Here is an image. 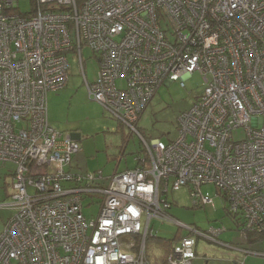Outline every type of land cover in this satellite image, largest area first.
Listing matches in <instances>:
<instances>
[{
    "label": "built area",
    "instance_id": "2783aa9c",
    "mask_svg": "<svg viewBox=\"0 0 264 264\" xmlns=\"http://www.w3.org/2000/svg\"><path fill=\"white\" fill-rule=\"evenodd\" d=\"M29 1L23 12L20 0H0V163L14 165V191L0 207L15 211L0 232V264H149L156 219L217 239L220 228L170 213L167 194L182 186L195 205L214 204L206 183L242 237L264 247V0ZM85 45L98 56L93 82ZM68 51L89 96L140 136L135 167L108 177L72 170L80 143L48 113L49 93L68 85ZM196 71L205 89L178 117V137L144 135L138 122L159 87ZM84 197L100 203L97 216L86 217ZM196 244L183 236L166 264H192Z\"/></svg>",
    "mask_w": 264,
    "mask_h": 264
},
{
    "label": "rangeland",
    "instance_id": "374dc122",
    "mask_svg": "<svg viewBox=\"0 0 264 264\" xmlns=\"http://www.w3.org/2000/svg\"><path fill=\"white\" fill-rule=\"evenodd\" d=\"M83 0H79L80 4ZM20 8L23 12L31 10L29 0H20ZM67 56L70 63L68 85L58 91H52L55 95V102L48 98V113L54 121L59 116V121L52 124L62 129H68L73 133H80L81 150L79 155L84 162L83 168L90 172L101 171L105 177L115 172L116 165L120 159L121 152L124 154L118 164L119 171L127 167L133 168L137 163V156L144 155V143L137 133H132L130 128L124 127L97 101L89 96L88 88L83 79L79 56L75 52L68 51ZM82 59L87 79L93 82L96 79L99 67L98 56L88 46H83ZM182 80L163 84L142 113L138 127L140 131L151 138H160L165 142L175 140L179 135L178 117L189 109L197 96L205 89V82L199 71L194 72ZM50 95V94H49ZM66 123V124H65ZM61 125V126H60ZM67 125V126H66ZM61 129V130H62ZM64 131V130H63ZM234 136L242 138V129L235 130ZM85 161H87L85 163ZM77 163V162H76ZM14 169L12 163L2 165L0 163V204L10 201V194L14 191L13 176L10 172ZM205 196L213 198L214 204L205 203L195 205V197L192 196L188 186L178 189H170L167 194L172 202L170 213L186 225L202 231H208L211 227L227 228L228 233L238 236L244 241L246 248L263 249L260 241L250 244L241 235L240 227L236 224L226 211L224 198L217 194V188L212 183L202 186ZM91 197H84L83 210L87 218L95 217L100 209V203L90 204ZM12 208L0 207V232L3 231L6 221L14 215ZM151 234L155 236L147 239V250L151 260L162 253L159 238H179L191 234L198 238L197 258L210 256L218 248H223L217 242L209 241L203 236H198L187 227H181L174 221L153 220ZM220 238H224L220 235ZM250 245V246H249ZM214 251V252H212ZM213 257H208V260Z\"/></svg>",
    "mask_w": 264,
    "mask_h": 264
},
{
    "label": "crops",
    "instance_id": "0c3cea01",
    "mask_svg": "<svg viewBox=\"0 0 264 264\" xmlns=\"http://www.w3.org/2000/svg\"><path fill=\"white\" fill-rule=\"evenodd\" d=\"M97 72H98V70H97ZM96 77H97V74H96ZM49 94H50L49 96L51 97V101L55 102V100H56L55 99V95L56 94H54V93L51 94V92ZM49 96H48V98H49ZM56 96H58V95H56ZM56 118L57 119H54V121L56 120V121H59L61 123V120H60L59 116H57ZM49 121H50L51 124L54 122L53 119L52 120L50 119V117H49ZM52 125L54 127L58 128V129H60V130L62 129L60 127H57L54 124H52ZM62 130L72 132V131L68 130L67 128L66 129H62ZM75 133L76 132L73 133V137L78 140L79 138L77 137V135ZM78 141H79V143H80V141H82V136H81V139H79ZM121 159L122 158L119 159V161H118V163L116 165L115 171H119L117 166H118L119 162L121 161ZM86 162L87 161H85V163ZM83 164H84V162L81 161V157L79 155V152L76 153L74 155V158H73L72 170L75 171V172H79V173L80 172H88V170H85L83 168ZM127 168H130V167H127ZM10 172L12 173V176H13L14 169L11 170ZM211 228H213V227H211ZM214 228H216V227H214ZM223 229H224V231L222 233H220V235L223 236V234H224V238L225 239L220 238V235L217 237L220 240V242H217L218 245H220L223 248H218L217 250H215V252H217V253H213L210 256H207V258L205 256H203L204 258H197L198 255H199V251L197 249V244H198V238H197V244H196L197 256L193 260L192 264H240V262L241 263L243 262V264H264V255L263 254H259V253H254L256 251L257 252H261V249H254V248H251V247L246 248L245 245H244L245 244L244 241L240 242L241 240L238 238L237 235L232 234V233H228V229L227 228H223ZM186 235H188V234H186ZM182 237L183 236L180 234V237L177 239V241H179V239L182 238ZM209 241H211V240H209ZM213 242H215V241H213ZM249 243L252 244V242H249ZM212 252H214V251H212ZM208 257H213V258H210L208 260ZM152 264H161V263L160 262L159 263L155 262V260L153 261V259H152Z\"/></svg>",
    "mask_w": 264,
    "mask_h": 264
},
{
    "label": "trees",
    "instance_id": "16d2710c",
    "mask_svg": "<svg viewBox=\"0 0 264 264\" xmlns=\"http://www.w3.org/2000/svg\"><path fill=\"white\" fill-rule=\"evenodd\" d=\"M123 125V124H122ZM124 127H125V125H123ZM124 151V149L122 150V152ZM121 152V153H122ZM227 214L233 219V220H235V222H236V224L237 225H240L241 224V222H239L238 220H236V219H234L233 217H232V215H230L228 212H227ZM249 236H250V238H249V242H257V241H259V239H260V237H258V236H255V235H253V234H249ZM153 238H155V236H152ZM177 239H178V237L177 238H174L173 240H171V239H165V238H159L158 240H157V244H159L160 245V248L162 249V253L158 256V257H155V258H153V261L155 260V262H160L161 264H166V257H167V254L170 252V250H171V248H172V246L174 245V243L175 242H177ZM247 241V242H248ZM148 248H147V244H146V255H147V258H148V260L150 261L149 262V264H152V260L150 259V256L148 255V250H147ZM264 251V247H263V249H261V252H263ZM261 252H254V253H259V254H261ZM264 255V254H263ZM240 264H241V262H240Z\"/></svg>",
    "mask_w": 264,
    "mask_h": 264
},
{
    "label": "water",
    "instance_id": "95a60500",
    "mask_svg": "<svg viewBox=\"0 0 264 264\" xmlns=\"http://www.w3.org/2000/svg\"><path fill=\"white\" fill-rule=\"evenodd\" d=\"M76 135H77V137L79 138V139H81V134L80 133H75ZM78 139V140H79ZM221 229V231L219 232V234L217 235V237L220 235V233H222L223 231H224V229H222V228H220ZM210 230V229H209ZM208 230V231H209ZM207 239H209V238H207ZM209 240H211V241H215V242H220V240L217 238V239H209Z\"/></svg>",
    "mask_w": 264,
    "mask_h": 264
}]
</instances>
